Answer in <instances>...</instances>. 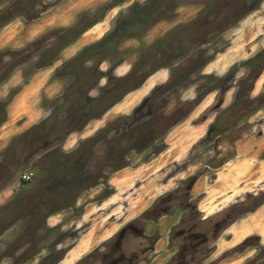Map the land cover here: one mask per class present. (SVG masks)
Here are the masks:
<instances>
[{"label": "rangeland", "instance_id": "rangeland-1", "mask_svg": "<svg viewBox=\"0 0 264 264\" xmlns=\"http://www.w3.org/2000/svg\"><path fill=\"white\" fill-rule=\"evenodd\" d=\"M69 1L0 0V264H264V0Z\"/></svg>", "mask_w": 264, "mask_h": 264}, {"label": "flooded vegetation", "instance_id": "flooded-vegetation-1", "mask_svg": "<svg viewBox=\"0 0 264 264\" xmlns=\"http://www.w3.org/2000/svg\"><path fill=\"white\" fill-rule=\"evenodd\" d=\"M145 22V21H144ZM139 26H143V24H140ZM95 45V44H94ZM101 69V68H100ZM151 74H153V73H151ZM150 76V75H149ZM214 131H215V129L213 128V125L211 126V127H209L208 128V130L206 131V135L207 136H210V134H213L214 133ZM27 196V194H23V193H21V194H19V197H18V199H17V201H16V204L18 203V208L16 209V210H18L20 207L22 208V201H24V198L29 202L31 199H29L28 197H26ZM200 209V211H202V212H205V214H201V217H200V221H199V223L201 224V223H203V222H206V223H208V224H210L211 225V231H209L210 232V234H211V236L210 237H208L207 236V238H215L216 237V239L218 240L219 239V237H220V234L221 233H223L224 231H225V229L229 226V224L232 222V221H234L235 219H233V220H230L229 219V211H225V212H222V214H219V213H217V212H215V211H212V212H207L206 213V210H203V209H201V208H199ZM20 210H22V209H20ZM19 211V210H18ZM19 213H21V211H19L18 213H16L15 215H12L11 217H10V214L9 215H7V214H4L3 215V219H6L5 221H7V220H9V221H13V219H14V222H16L17 223V221L20 219V214ZM237 218H239V217H237ZM226 220V223H224V225H223V223H222V225H221V220ZM13 225H7L6 227L5 226H3V227H0V234L3 232V230L5 229V228H10V227H12ZM198 226L199 225H197L196 226V230L198 231ZM221 226H222V228H221ZM5 227V228H4ZM127 228H131V225L130 226H127ZM181 230H186V228H179L178 229V231H176L175 233H174V235H177L178 236V238H179V240H182V236H179V233H180V231ZM120 231V230H119ZM170 232H172V230L170 231ZM118 232H116V234H117ZM115 235V234H114ZM122 235H123V237L125 238V231L124 232H122ZM24 236H27V235H24ZM171 233H170V238H171ZM110 237H112V236H110ZM109 237V238H110ZM114 237V236H113ZM248 238H250V237H248ZM246 239V240H243L242 242H244V241H247V240H250V239ZM161 240V239H160ZM160 240L159 239H157V241L155 242V247L157 246V244L160 242ZM112 242L113 241H108L107 242V244H108V247H109V244H111L112 245ZM242 242H239L238 244H240V243H242ZM27 243V241L26 240H23V241H20L19 242V244H18V246H17V248H22L23 246H25V244ZM118 242H116V244H117ZM121 243V246H119L118 247V249H117V252H120L121 253V259H117V257H116V252H113L112 253V255H111V257H110V259H112V264H123V258H124V255H125V253H124V251H123V249H125V244H127V242L126 241H121L120 242ZM32 244V246H31V252H34L35 251V249H37L38 248V244H39V242H33V243H31ZM237 245V244H236ZM116 246H118V244L116 245ZM124 246V247H123ZM235 246V245H234ZM234 246H232V247H228L227 249H225V250H223L224 252H227L228 250H230L231 248H233ZM106 247V246H105ZM107 247V248H108ZM154 247V246H153ZM217 244L215 243L214 244V248H212V251H210L211 253H210V255H212L213 254V252H215L216 250H218L217 249ZM73 248V247H72ZM71 248V249H72ZM106 248V249H107ZM70 249V250H71ZM150 249V248H149ZM148 249V250H149ZM227 250V251H226ZM222 251V252H223ZM89 253V252H88ZM115 253V254H114ZM2 256H4V254L2 255ZM85 256H86V254H85ZM84 256V258H85V260H84V262L82 263V264H96L97 262V259H96V257L94 258V257H92V256H89V257H85ZM113 259H115V261L113 262ZM64 260V259H63ZM62 260V261H63ZM41 264H43V263H41ZM73 264H77V262H74ZM131 264H134V263H131ZM216 264H218V263H216Z\"/></svg>", "mask_w": 264, "mask_h": 264}, {"label": "crops", "instance_id": "crops-1", "mask_svg": "<svg viewBox=\"0 0 264 264\" xmlns=\"http://www.w3.org/2000/svg\"><path fill=\"white\" fill-rule=\"evenodd\" d=\"M157 74V73H156ZM33 116H35V117H37V116H39V115H41V114H38V112H37V114H35V113H33L32 114ZM37 120H38V118H37ZM24 181H27V180H24ZM214 191H216V193H214L213 195L214 196H218L219 195V192L216 190V189H213ZM261 206H263L262 208H264V203H262V205H260V207ZM259 207V208H260ZM259 208H257V210L259 209ZM203 210H206V209H204V208H202ZM257 210L255 211V212H257ZM250 213L251 212H254V211H249ZM248 212V213H249ZM250 218V215L249 216H247V217H243L242 219H240V221H247L248 219ZM238 220V218L237 219H235L234 221H232L230 224H229V226L225 229V231L224 232H227V231H229V233H230V237L229 238H224V242L223 243H221V245H222V247H224V246H227L226 248H228V247H232V246H234V245H236V244H238L239 242H242L243 240H245V239H247L248 237H250V236H252L255 232L254 231H251V232H246V233H241V232H239V230H236V231H233V227H235V225H236V223L237 222H240V221H237ZM262 220V222L260 221L259 223H258V225L256 226V228H264V218L263 219H261ZM261 230H264V229H261ZM223 232V233H224ZM246 234V235H245ZM238 239H240L239 241H236V240H238ZM228 242V243H227ZM224 243H227L228 245H225Z\"/></svg>", "mask_w": 264, "mask_h": 264}, {"label": "bare ground", "instance_id": "bare-ground-1", "mask_svg": "<svg viewBox=\"0 0 264 264\" xmlns=\"http://www.w3.org/2000/svg\"><path fill=\"white\" fill-rule=\"evenodd\" d=\"M93 2L95 1H91V2H86L85 0H70L69 2L65 3L63 9L64 10V13L66 15H62L61 19L63 20V22L66 24L69 22V20L71 19L70 17L72 16L73 12L76 10V9H79V8H83V7H87V6H90ZM71 11V12H70ZM71 13V14H69ZM55 18V17H54ZM53 18V19H54ZM50 19V18H49ZM52 19V18H51ZM61 22V23H63ZM43 23V22H42ZM39 24V23H38ZM43 25V24H42ZM51 25V24H50ZM45 26V25H44ZM48 26V25H47ZM46 26V27H47ZM42 27V26H41ZM39 28V27H38ZM44 28V27H43ZM34 32V31H33ZM27 35V34H26Z\"/></svg>", "mask_w": 264, "mask_h": 264}, {"label": "built area", "instance_id": "built-area-1", "mask_svg": "<svg viewBox=\"0 0 264 264\" xmlns=\"http://www.w3.org/2000/svg\"><path fill=\"white\" fill-rule=\"evenodd\" d=\"M23 178H24L25 180H29V179H30V175H28V174H27V175H24Z\"/></svg>", "mask_w": 264, "mask_h": 264}]
</instances>
